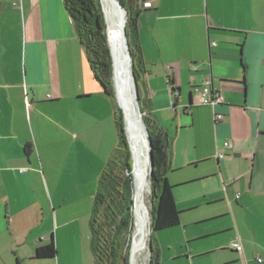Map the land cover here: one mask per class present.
Returning a JSON list of instances; mask_svg holds the SVG:
<instances>
[{
    "label": "crops",
    "instance_id": "crops-1",
    "mask_svg": "<svg viewBox=\"0 0 264 264\" xmlns=\"http://www.w3.org/2000/svg\"><path fill=\"white\" fill-rule=\"evenodd\" d=\"M146 2L142 98L168 139L164 177L179 211L158 232L182 228L157 237V264H264V0ZM207 79L223 98L214 109L191 105ZM101 125L116 128L111 98L63 0H0V264H54L34 258L51 238L59 264L73 220L53 200L67 173L81 189ZM236 239L243 254L229 247Z\"/></svg>",
    "mask_w": 264,
    "mask_h": 264
},
{
    "label": "trees",
    "instance_id": "trees-1",
    "mask_svg": "<svg viewBox=\"0 0 264 264\" xmlns=\"http://www.w3.org/2000/svg\"><path fill=\"white\" fill-rule=\"evenodd\" d=\"M118 2L127 13L125 31L129 39L127 44L130 54L135 61L133 66L135 87L139 107L145 113L143 121L151 139L153 163L150 178L151 228L154 233L179 224V211L173 200L172 188L164 177L168 160V139L150 115L140 87L142 71L141 55L136 41V20L141 13L142 3L146 0H118ZM63 4L73 22L76 37L85 50L95 80L104 93L113 98L111 57L108 48L110 35L107 28L105 29L100 1L63 0ZM118 112L117 110L115 113L118 145L100 176L90 215L89 239L94 264H127V261L129 264V248L133 230L131 214L133 196L131 177L126 175V170L130 169V153L124 136L123 117L118 115ZM56 252L54 240L51 238L47 245L36 249L34 258L54 259ZM153 253L151 247L150 264H157Z\"/></svg>",
    "mask_w": 264,
    "mask_h": 264
},
{
    "label": "rangeland",
    "instance_id": "rangeland-1",
    "mask_svg": "<svg viewBox=\"0 0 264 264\" xmlns=\"http://www.w3.org/2000/svg\"><path fill=\"white\" fill-rule=\"evenodd\" d=\"M113 3L116 6L117 19H119L120 14L118 11V7L114 0H113ZM103 21H105L104 16H103ZM106 28L110 35V46H111L112 53H113V40L116 37L111 34L107 24H106L105 29ZM108 48H109V45H108ZM112 71H113V68H112V60H111V83H112L111 89L113 90ZM125 80L127 81L126 82V86H127L126 97L128 98V102L133 106V108L137 112V107L134 104V98H133V92H132L133 90H132V85H131L130 75H129V68L127 69ZM140 87L142 89V94H143L142 82L140 83ZM143 99L145 98L143 97ZM111 103H112L113 111L117 113V110H116L117 105H116L114 98H111ZM118 115H122V113L118 112ZM144 115L145 113L142 112V118L144 117ZM124 136L126 138L125 131H124ZM117 145H118L117 128L112 130V128L109 129L107 128V126L101 125L99 127V130L94 132V141L92 143L91 148H89L88 146L84 149V154L82 158L83 183H82L81 189L79 188L77 189V195H76V190L74 189L72 182H71V178L69 177L67 173L65 183L61 187L60 199H58L57 201L53 200L54 205L52 206V208H55L59 214L62 213L63 215H65L68 221L73 220L69 228L66 229V235L64 237V248L62 250V255L59 257V264H94L93 255H92V251L90 247V239H89V236H90L89 223H90V215H91V209H92V200H93L95 190L97 188V180L99 176L101 175L102 171L104 170L107 162L113 155ZM131 191H132V196H133L132 183H131ZM79 194L81 195V198H79ZM150 194H151V186H150ZM150 196H149V200L151 201ZM150 214H151V211H150ZM189 215L190 214L188 215L185 214L183 216L184 217L183 219H186ZM191 229H193V231H197V229H195L194 226H192ZM181 231H182V228L178 226L176 228L167 230L165 232L152 233L151 247L153 251L155 249L157 237L158 238L161 237L160 235H162V233H168V234L173 235V234H178V232H181ZM54 244H55V241H54ZM148 244H149V239L147 242V247H148ZM55 247H56V244H55ZM147 250H148L147 264H148L149 263V249ZM153 256H155V252L153 253ZM53 261H54V264H58V252H56V256L53 259ZM127 264H128V261H127Z\"/></svg>",
    "mask_w": 264,
    "mask_h": 264
},
{
    "label": "bare ground",
    "instance_id": "bare-ground-1",
    "mask_svg": "<svg viewBox=\"0 0 264 264\" xmlns=\"http://www.w3.org/2000/svg\"><path fill=\"white\" fill-rule=\"evenodd\" d=\"M99 1L109 31L116 37L113 40V53L111 51L113 59V81L115 83L114 88L116 89L117 102L125 116L126 131L129 137L132 154V165L129 176L131 177L133 186V200L131 206L133 230L129 248V264H147V242L150 235L149 226L151 221V201L149 200L151 185L149 180L147 138L138 120L136 110L128 102V98L126 97L127 81L125 77L127 69L129 68V58L126 50L127 48L129 49V46L124 42L122 36L124 31L123 16L118 8L120 18L117 19V10L113 0Z\"/></svg>",
    "mask_w": 264,
    "mask_h": 264
},
{
    "label": "water",
    "instance_id": "water-1",
    "mask_svg": "<svg viewBox=\"0 0 264 264\" xmlns=\"http://www.w3.org/2000/svg\"><path fill=\"white\" fill-rule=\"evenodd\" d=\"M116 4L118 5V8H119V11L121 12L122 16H123V40L125 43H129V39L126 35V31H125V27L126 26V20H127V13L125 11V9L123 8V6L118 2V0H115ZM104 24H105V27H106V23L105 21H103ZM109 45V44H108ZM109 51H110V55H111V50H110V46H109ZM127 52V55H128V58H129V75H130V81H131V85H132V90H133V96H134V102H135V105L137 107V115H138V120L145 132V135H146V138H147V144H148V157H149V178H151L152 176V168H153V163H152V152H151V139H150V136H149V133L146 129V126L144 124V121H143V118H142V112H141V109L139 107V100H138V94H137V90H136V87H135V79H134V74H133V66L135 65V61L131 58V55L129 53V49L127 48L126 50ZM111 60H112V68H113V59H112V55H111ZM112 80L113 79V71H112ZM115 86V83L113 81V98L116 102V110H118L119 112L122 113V117H123V125H124V131H125V134H126V142H127V145H128V149H129V153H130V168H131V165H132V154H131V148H130V143H129V137L127 135V131H126V120H125V116H124V113L121 109V107L119 106V104H117V94H116V89L114 88ZM130 174V169L128 168L126 170V175L129 176ZM150 199H151V196H150ZM151 211H152V202H151ZM151 225H152V216H151V221H150V235H149V244H148V249H149V263L150 264V260H151V235H152V228H151Z\"/></svg>",
    "mask_w": 264,
    "mask_h": 264
},
{
    "label": "built area",
    "instance_id": "built-area-1",
    "mask_svg": "<svg viewBox=\"0 0 264 264\" xmlns=\"http://www.w3.org/2000/svg\"><path fill=\"white\" fill-rule=\"evenodd\" d=\"M143 8H150L151 3L150 2H143L142 3ZM211 46H215V43H211ZM192 71H197L198 67L197 66H192L191 67ZM223 104V98L213 90L212 88V82L210 79H207L203 82L202 84V89L196 93L194 97L191 98V105H197V106H209L212 109L215 107ZM223 116L220 114L215 115V120L220 121L222 120ZM226 147H229V145H225ZM222 157V155H219ZM229 247L236 251L237 253L243 254V247L241 245V242L239 239H236L232 241L229 245ZM256 261L258 263H261L260 258H256Z\"/></svg>",
    "mask_w": 264,
    "mask_h": 264
}]
</instances>
